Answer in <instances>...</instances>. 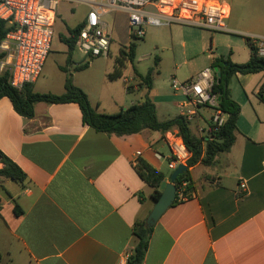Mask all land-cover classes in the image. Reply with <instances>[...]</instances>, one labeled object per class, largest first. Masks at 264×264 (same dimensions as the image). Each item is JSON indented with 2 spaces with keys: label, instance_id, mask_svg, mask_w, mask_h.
Listing matches in <instances>:
<instances>
[{
  "label": "crops",
  "instance_id": "1",
  "mask_svg": "<svg viewBox=\"0 0 264 264\" xmlns=\"http://www.w3.org/2000/svg\"><path fill=\"white\" fill-rule=\"evenodd\" d=\"M224 3L230 7V21L231 3ZM238 15L244 20L250 16ZM227 26L245 42L222 47L210 31L182 24L145 30L165 31L172 43L183 38L181 45L191 57L184 64L201 61L187 81L222 57L221 50L233 63L248 62L245 38H264L236 20ZM127 70L120 78H109L120 86L104 100L92 104L88 96L97 112L115 114L149 95L160 122L181 115V94L162 90L155 79L148 90ZM234 77L246 93L243 98L230 83L232 99L241 106L235 143L213 164L190 168L193 196L171 206L153 226L143 264H264V111L245 116L249 102L264 98V72ZM212 115V109H200L195 135L206 137L198 128L207 130ZM168 131L108 135L83 123L77 103H37L34 117L26 118L9 98L0 99V151L26 175L22 183L0 177V264H130L137 245L134 224L147 220L155 205L153 190L135 165L141 158L170 180L174 170L169 167ZM16 203L20 215L15 214Z\"/></svg>",
  "mask_w": 264,
  "mask_h": 264
},
{
  "label": "built area",
  "instance_id": "2",
  "mask_svg": "<svg viewBox=\"0 0 264 264\" xmlns=\"http://www.w3.org/2000/svg\"><path fill=\"white\" fill-rule=\"evenodd\" d=\"M61 2L70 4L71 12L76 5L87 8L85 18L79 23L82 28L75 45V49L85 57L109 55L113 37L105 17L113 12L126 14L128 34L132 40L144 39L146 26L182 24L214 33L229 31L226 20L231 10L221 0H0V19L11 27L0 45V53L5 54L0 58V75L8 72L9 84L13 88L22 91L41 76L50 54ZM251 38L259 56L264 57V38ZM217 74V69L209 66L194 79L171 80L172 90L184 97L180 116L193 122L200 109L213 110L208 129L198 128V132L206 136L222 128L228 118L219 107V95L213 93ZM124 82L130 85L131 81L125 78ZM261 93L264 96V88ZM165 140L172 156L169 167L175 170L179 165L187 166L192 152L180 131H168ZM186 186L183 183L176 192L180 201L193 196V192L185 193ZM240 189L246 191L245 183L240 184Z\"/></svg>",
  "mask_w": 264,
  "mask_h": 264
},
{
  "label": "trees",
  "instance_id": "3",
  "mask_svg": "<svg viewBox=\"0 0 264 264\" xmlns=\"http://www.w3.org/2000/svg\"><path fill=\"white\" fill-rule=\"evenodd\" d=\"M82 25L74 28H67L68 35H60L62 43L66 44L69 50H74L79 32ZM11 30L7 22L0 19V45L6 35ZM251 51L250 59L244 64L233 63L230 58L220 57L213 63V68L221 74V81L216 82L213 87V93L218 94L220 109L227 114L228 118L225 125L216 132H211L210 136L200 137L193 133L192 122L187 121L182 116L160 122L157 118L156 107L149 95H146L142 102L134 104L127 109H121L115 114L99 113L92 108L88 95L78 86H75L68 79L65 84L66 92L61 95L53 93H41L35 91L34 83L27 84L22 91L13 88L9 84V73L5 72L0 75V99L7 97L13 104L15 111L26 118H33L35 115V105L37 103L62 104L77 103L82 112L83 123L90 126L97 132H103L108 135L127 136L139 134L144 130L167 132L177 128L182 134L188 148L192 152V158L188 162V170L180 175L175 184L179 191L180 186L186 183V194H191L192 177L190 168L198 164L205 166L214 163L217 155L227 153L233 147L238 130V121L241 114V106L232 99L230 83L237 74L248 75L264 72V57L259 56L258 50L251 37L245 38ZM137 45L131 42L129 46L120 50V57L116 60L115 70L109 75L110 79L120 78L121 71L124 68V62H134L136 57ZM5 54L0 53V58ZM159 60H156V66ZM87 63L84 67H87ZM154 69L151 68L146 75H139L141 85L148 90L152 89L154 79ZM264 85L262 86V89ZM261 89V91H262ZM262 101L264 98L261 96ZM0 177L12 179L17 183H22L26 179L25 173L0 151ZM135 171L139 177L153 190L152 197L158 200L161 196L160 186L165 180V174L152 167L145 160L139 158L135 165ZM181 202L176 198V203ZM15 214H22L20 206L16 203L14 208ZM137 238V245L133 255L129 258L130 264H143L149 241L153 232V227H149L146 220L137 221L133 228Z\"/></svg>",
  "mask_w": 264,
  "mask_h": 264
},
{
  "label": "rangeland",
  "instance_id": "4",
  "mask_svg": "<svg viewBox=\"0 0 264 264\" xmlns=\"http://www.w3.org/2000/svg\"><path fill=\"white\" fill-rule=\"evenodd\" d=\"M231 3L232 17L231 20L240 23L242 29L251 28L256 33L264 35V0H221ZM71 5L67 2H61L58 10V20L55 26V35L53 38L50 54L45 62L41 76L36 84L35 90L41 93H53L61 95L65 93V84L69 79L75 86L83 89L90 97L92 104L98 99L104 100L110 90L118 88L119 83H114L108 77L115 70L116 60L120 57V50L129 46L131 42L136 43V57L133 63L124 62V68L127 67V73L130 75H146L153 68L157 87L164 91L173 93L169 87V82L174 75L175 69L179 68L177 78L181 81L189 79L195 68L200 67L201 61H190L191 57L187 54L185 48L179 42L172 43L169 35L164 31L160 32L157 28L151 27L146 29V36L142 40H132L128 34L127 16L120 12H113L105 17L109 24V31L113 37V44L108 56L85 57L77 49L69 50L67 45L62 43L60 35H68L67 28L76 27L86 16L87 8L83 5H76L74 11H70ZM246 12L249 14L247 19H239V13ZM230 20V21H231ZM226 20V24L230 22ZM216 36L215 41L222 47L229 42H245L243 39L231 35L230 32L210 33ZM260 38V37H259ZM221 50V56L224 55ZM228 55V54H226ZM228 58V57H227ZM159 60L156 66V60ZM87 63L88 66L84 67ZM139 74V75H137ZM231 82L243 98H246L241 83L237 78H232ZM248 88V92H251ZM91 104V103H90ZM92 108L93 105H91ZM255 108V110H254ZM260 109L264 111V102L256 97L249 102L245 109V116L248 118L254 115L256 111L259 114ZM264 119V114H263ZM192 129L196 132L194 121ZM149 189V187H147Z\"/></svg>",
  "mask_w": 264,
  "mask_h": 264
},
{
  "label": "water",
  "instance_id": "5",
  "mask_svg": "<svg viewBox=\"0 0 264 264\" xmlns=\"http://www.w3.org/2000/svg\"><path fill=\"white\" fill-rule=\"evenodd\" d=\"M218 82L221 81V74H217ZM1 158V157H0ZM188 170V166L179 165L171 174L170 180H164L160 186L161 196L158 200H155V205L153 210L149 214L146 223L149 227H153L157 221L162 217V215L175 204L176 202V180L184 172Z\"/></svg>",
  "mask_w": 264,
  "mask_h": 264
}]
</instances>
